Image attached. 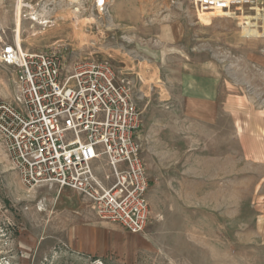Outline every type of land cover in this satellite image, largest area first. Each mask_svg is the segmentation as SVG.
Returning <instances> with one entry per match:
<instances>
[{"label": "rangeland", "instance_id": "1", "mask_svg": "<svg viewBox=\"0 0 264 264\" xmlns=\"http://www.w3.org/2000/svg\"><path fill=\"white\" fill-rule=\"evenodd\" d=\"M50 7L45 30L21 18L23 48L106 61L129 87L150 220L131 234L71 189L25 188L0 137V264H264V0L231 17L189 0ZM15 20V0H0V45ZM15 81L0 63V101Z\"/></svg>", "mask_w": 264, "mask_h": 264}, {"label": "built area", "instance_id": "2", "mask_svg": "<svg viewBox=\"0 0 264 264\" xmlns=\"http://www.w3.org/2000/svg\"><path fill=\"white\" fill-rule=\"evenodd\" d=\"M60 1L15 0V16L45 30L54 23L50 5ZM80 1L97 14L110 3ZM189 1L197 11L224 17L257 3ZM17 36L0 45V63L14 69L17 85L12 101H0V137L21 183L71 189L89 201L98 219L142 233L150 220L148 180L137 141L141 112L129 87L106 61L66 65L57 51L24 49Z\"/></svg>", "mask_w": 264, "mask_h": 264}, {"label": "bare ground", "instance_id": "3", "mask_svg": "<svg viewBox=\"0 0 264 264\" xmlns=\"http://www.w3.org/2000/svg\"><path fill=\"white\" fill-rule=\"evenodd\" d=\"M72 1H77V0H72ZM262 10V9H261ZM76 11V10H75ZM74 10L72 11L71 10V12H69L68 13V15H67V17L69 16V18L71 19L72 17L70 16L71 15V13H74L75 12ZM256 13H257V15H260L259 14V10L258 9H256ZM67 12V11H66ZM65 15V14H64ZM74 15V14H73ZM209 15H212V16H222L223 14L222 13H212V14H209ZM264 15V14H263ZM58 20V19H57ZM80 20V19H79ZM87 20V19H86ZM84 21L85 23L87 22V21ZM89 20V19H88ZM62 21H63V19H62ZM73 21V20H72ZM71 21V22H72ZM81 22V21H80ZM79 22V23H80ZM83 22V23H84ZM89 22V21H88ZM77 23H78V21H74V22H72L71 23V26H72V28H73V31H72V33L74 34V36L76 37V38H78L79 39V41L80 40H83L84 39V36H85V34H84V32L82 33L81 31H80V29L78 28V26H77ZM69 24V23H68ZM66 25V24H65ZM82 25V24H81ZM69 28H71V27H69ZM15 32H16V34L18 35L17 36V40L18 41H20V35H19V33H20V23H19V19L18 18H16V30H15ZM47 32V31H46ZM37 36V35H36ZM38 37V36H37ZM87 40V39H86ZM78 41V40H77ZM57 42V41H56ZM84 42V41H83ZM83 42H82V44H83ZM78 43H80V42H78ZM93 46V45H92ZM102 52V51H101Z\"/></svg>", "mask_w": 264, "mask_h": 264}]
</instances>
